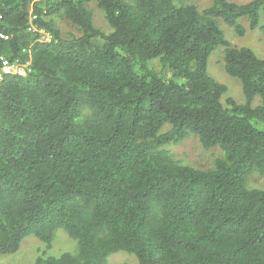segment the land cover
<instances>
[{
	"label": "trees",
	"instance_id": "16d2710c",
	"mask_svg": "<svg viewBox=\"0 0 264 264\" xmlns=\"http://www.w3.org/2000/svg\"><path fill=\"white\" fill-rule=\"evenodd\" d=\"M201 1L0 0V255L34 236L32 264H264V58L225 36L264 0ZM191 138L209 161L164 150ZM59 229L75 253L50 255Z\"/></svg>",
	"mask_w": 264,
	"mask_h": 264
},
{
	"label": "rangeland",
	"instance_id": "374dc122",
	"mask_svg": "<svg viewBox=\"0 0 264 264\" xmlns=\"http://www.w3.org/2000/svg\"><path fill=\"white\" fill-rule=\"evenodd\" d=\"M232 3L244 4L251 0H228ZM213 0H203L196 6L201 12L212 4ZM94 21L97 27L101 28L105 33H109L110 27L103 18L102 13L95 8L91 7ZM74 31L73 29L71 30ZM41 39L48 41V37L41 33ZM225 36L229 43L235 47H247L252 49L259 57L264 58V16L260 19L259 26L254 31H248L244 36H237L234 31L225 27ZM223 49H217L208 58L207 73L210 77L223 84L226 87V93L222 99L225 101L227 98L235 100L237 103L244 102L240 84L228 77L222 70L221 56ZM152 69L158 70L156 62L150 63ZM164 150L172 153L176 157L186 158L189 162L202 163L203 160H210L212 151H205L199 149L197 141L193 138L179 144H171L164 147ZM43 247V244L34 236H29L22 242L20 249L12 255H0V264H32L38 256V248ZM72 250V251H71ZM75 253V242L71 240L63 230L59 229L56 232L55 239L52 243L50 255L58 256L63 252ZM106 264H135L134 260L125 253H117L107 259Z\"/></svg>",
	"mask_w": 264,
	"mask_h": 264
},
{
	"label": "built area",
	"instance_id": "2783aa9c",
	"mask_svg": "<svg viewBox=\"0 0 264 264\" xmlns=\"http://www.w3.org/2000/svg\"><path fill=\"white\" fill-rule=\"evenodd\" d=\"M49 40V39H48ZM1 69L4 74H17L24 75L25 66L17 64V63H8L5 60H2ZM1 80V77H0Z\"/></svg>",
	"mask_w": 264,
	"mask_h": 264
}]
</instances>
